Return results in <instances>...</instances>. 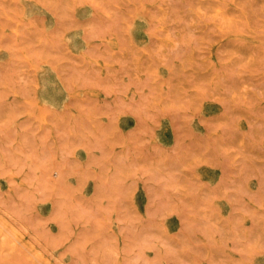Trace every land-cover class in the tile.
<instances>
[{
  "label": "rangeland",
  "instance_id": "1",
  "mask_svg": "<svg viewBox=\"0 0 264 264\" xmlns=\"http://www.w3.org/2000/svg\"><path fill=\"white\" fill-rule=\"evenodd\" d=\"M0 264H264V0H0Z\"/></svg>",
  "mask_w": 264,
  "mask_h": 264
},
{
  "label": "bare ground",
  "instance_id": "2",
  "mask_svg": "<svg viewBox=\"0 0 264 264\" xmlns=\"http://www.w3.org/2000/svg\"><path fill=\"white\" fill-rule=\"evenodd\" d=\"M3 243V239H2V235L0 234V246H2Z\"/></svg>",
  "mask_w": 264,
  "mask_h": 264
}]
</instances>
